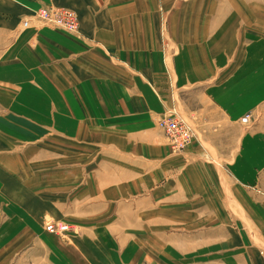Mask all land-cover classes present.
Returning a JSON list of instances; mask_svg holds the SVG:
<instances>
[{
    "label": "crops",
    "instance_id": "obj_1",
    "mask_svg": "<svg viewBox=\"0 0 264 264\" xmlns=\"http://www.w3.org/2000/svg\"><path fill=\"white\" fill-rule=\"evenodd\" d=\"M0 264H264V0H0Z\"/></svg>",
    "mask_w": 264,
    "mask_h": 264
},
{
    "label": "built area",
    "instance_id": "obj_2",
    "mask_svg": "<svg viewBox=\"0 0 264 264\" xmlns=\"http://www.w3.org/2000/svg\"><path fill=\"white\" fill-rule=\"evenodd\" d=\"M31 22L42 27L61 30L70 34L78 33V20L74 12L56 7L43 6L31 12L30 19L22 21L24 29L28 28ZM249 116L241 118L240 123L247 124ZM157 127L164 133L172 151L180 152L184 150L193 140L191 128L184 123L174 113H168L158 122ZM72 228L70 225L57 222L45 225V231L50 234L60 235L69 232Z\"/></svg>",
    "mask_w": 264,
    "mask_h": 264
},
{
    "label": "rangeland",
    "instance_id": "obj_3",
    "mask_svg": "<svg viewBox=\"0 0 264 264\" xmlns=\"http://www.w3.org/2000/svg\"><path fill=\"white\" fill-rule=\"evenodd\" d=\"M171 148V147H170ZM172 150V149H171Z\"/></svg>",
    "mask_w": 264,
    "mask_h": 264
}]
</instances>
